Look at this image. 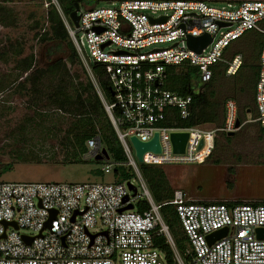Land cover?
<instances>
[{
    "label": "built area",
    "instance_id": "built-area-1",
    "mask_svg": "<svg viewBox=\"0 0 264 264\" xmlns=\"http://www.w3.org/2000/svg\"><path fill=\"white\" fill-rule=\"evenodd\" d=\"M42 1L59 12L133 178L85 183L0 181V264H264V239L255 235L257 228H264V204H202L181 191L174 192L171 201L156 204L129 143L131 136L146 142L157 132L161 153L145 154L142 164H197L214 150L217 133L236 132L246 123L264 129V45L255 85V115L239 128H235L238 106L234 100L225 101L222 123L216 126L208 96L179 95L166 89L167 68H196L202 83L211 80L216 64L225 66V76L235 75L243 57L229 49L249 31L264 33V1H219L215 6L202 0H79L77 27L63 15L59 0ZM202 35H209L211 42L197 53L188 47V38ZM96 65L103 69L112 102L101 92L93 72ZM198 95L209 103L212 130L205 129L204 114L203 128L196 126ZM175 117L188 122L187 127L164 125ZM172 132L188 133L183 154L172 152ZM86 145L85 158L100 154L96 139L87 140ZM105 162L101 171L111 175L114 164ZM128 183L136 188L135 195ZM139 201L148 208L137 211ZM128 204L133 209L119 212ZM164 205L174 207L185 237L182 249L161 216ZM3 222L13 223L16 229L13 225L4 229ZM224 228L226 236L209 245L207 236ZM158 237L165 239L169 257L155 246Z\"/></svg>",
    "mask_w": 264,
    "mask_h": 264
},
{
    "label": "trees",
    "instance_id": "trees-1",
    "mask_svg": "<svg viewBox=\"0 0 264 264\" xmlns=\"http://www.w3.org/2000/svg\"><path fill=\"white\" fill-rule=\"evenodd\" d=\"M78 1L79 0H59L61 12L65 17H68L74 10V3ZM202 1L212 3L216 2L213 0ZM43 14L42 25L37 24L38 32L35 34L36 39L40 42V44L53 43L48 48L49 59L52 55H55L56 52H64L67 55L65 58H59L54 62L50 60L48 65L45 67L37 66L32 56L24 57L20 61L18 60L15 69L19 70L21 74L19 79H23L16 86V88L19 86L22 87L26 83L29 84L28 89L30 90V94L35 98L33 104L38 106L39 103H41V97L39 96L42 94L41 91L44 88V84L42 82L44 80H48L53 83L50 96L47 98L49 105L48 111L54 113L56 120L59 119L64 121L63 123L65 126L63 127H65V129L63 130L58 128L56 123L53 122L50 125L46 124V122L43 121L44 118L47 117L44 112H38L37 116L42 120L39 119L40 121L38 124L32 125V127H34V130H37L38 133L45 139H57L59 136L58 134L61 133L62 135L58 138L60 152L59 149L55 151L54 149L46 150L45 148H41V151L32 150L30 152H26V155L17 150L14 152V159L16 162L5 165L0 171V176L3 173L12 170L13 165L25 162H48L72 165L85 163L88 159H91L96 164L106 163L105 161H95L92 158H85V155L88 153L86 142L87 140L94 138L100 143L101 148H104L108 153L110 157L109 162L114 164L112 174L110 175L112 181L123 182L132 179V170L125 165L126 158L114 128L111 125L94 86L89 81L85 70L82 68L78 54L69 39L59 12L53 5H49L44 10ZM5 23L6 22L2 19L0 20L1 25L6 26ZM42 26H44V28ZM262 28L264 29V20L262 22ZM238 40L240 41L238 42L237 47H235L236 52H234V54H241L243 57V63L233 76H225V66L223 64H216L212 67V78L207 83H202L200 81L196 68L189 67L183 74L177 73L176 68L174 67L167 68L166 70L170 76L166 89L170 92L179 95L202 93L210 98L212 103L211 115L216 126H220L222 123L224 103L228 99H232L236 102L240 123L243 121L241 114L242 107L246 112V110L250 108L249 105L252 104L249 111L254 113V93L259 71L260 50L264 45V33L249 31ZM238 40H236V42ZM20 54L21 50H19V52L15 55L20 56ZM73 66H78L80 72L84 75L85 82H82L77 74H71L70 68ZM93 72L98 80V84L104 98L107 102H112L109 83L105 78L102 67L100 65L94 66ZM225 77L229 78L228 80L230 81V83L227 82L226 84V90H228L232 96L230 98L220 100V80ZM9 86H5V84L0 81V93L7 90ZM241 97L244 101H246L245 103H248L249 105L244 106V104H240L242 103ZM195 100L203 103L204 109L202 117L204 114L205 125H213L212 122H209V103L207 99L202 95H198L195 97ZM253 124L259 128L262 134H264L263 128H260L256 123ZM164 125L185 128L187 127L188 122L178 121L175 117L170 119L168 122H165ZM22 130L24 131V129ZM218 135L226 136L228 140L231 139V137H228L226 134L217 133L214 140V148L217 145L216 140ZM57 155H61V157L57 158ZM138 167L153 201L156 204H163L171 201L174 192L170 188L167 178L161 168L155 165L147 164H141ZM98 176H104L101 170L98 171ZM201 203H224L227 205L235 204L231 202ZM236 203L259 205L264 204V201ZM135 207L137 211L142 212L148 208V205L145 201H139L136 203ZM160 213L164 222L168 225L178 248L182 249L185 244V237L180 230L174 207L172 205H164L161 207ZM154 242L158 249L164 252L168 257L170 256L169 247L163 237L156 238Z\"/></svg>",
    "mask_w": 264,
    "mask_h": 264
},
{
    "label": "rangeland",
    "instance_id": "rangeland-1",
    "mask_svg": "<svg viewBox=\"0 0 264 264\" xmlns=\"http://www.w3.org/2000/svg\"><path fill=\"white\" fill-rule=\"evenodd\" d=\"M217 6L223 2H245L264 0H213ZM83 6L93 7L92 3ZM104 7V5H102ZM45 3L42 0H0V81L9 86L0 93V171L7 164L15 163L14 152L26 154L30 151H41L59 147L58 138H43L32 125L41 119L38 112H44L47 117L43 121L50 125L56 123L60 129H65L64 121L56 120L54 113L48 111L47 98L50 96L53 83L44 80L41 91V103L34 105L35 98L30 94L29 84L16 86L23 78L16 63L24 57L32 56L36 65L45 67L49 61L65 58L66 53L56 52L48 58V48L53 43L40 44L35 37L38 32L37 24L42 25ZM39 25V26H40ZM44 25V24H43ZM44 28V26H42ZM241 40V39H240ZM235 41L229 49L236 52L238 42ZM21 50L20 56L17 52ZM82 68L84 69L83 65ZM71 74H77L82 82L84 75L78 66L70 68ZM177 73L186 70L178 69ZM229 78L220 80L219 99L230 98L231 93L226 90ZM51 86V87H50ZM2 100V101H1ZM244 106L245 103L241 97ZM34 105V106H33ZM250 108L252 106L249 105ZM242 107V120H250L254 113H247ZM3 112V113H2ZM42 120V119H41ZM206 130L213 129V125H204ZM52 127V126H51ZM24 129V131L22 130ZM56 134V133H55ZM217 145L210 158L197 164H164L158 167L164 172L168 184L173 192L181 191L191 200L202 202H256L264 201V134L253 123L244 124L237 130L230 140L226 136L218 135ZM61 155H57L60 158ZM215 161H218L216 163ZM220 162V163H219ZM105 163L96 164L91 159L85 163L66 165L62 163H18L12 170L3 173L0 181L28 182V183H85L111 182L110 175L98 176V171Z\"/></svg>",
    "mask_w": 264,
    "mask_h": 264
},
{
    "label": "water",
    "instance_id": "water-1",
    "mask_svg": "<svg viewBox=\"0 0 264 264\" xmlns=\"http://www.w3.org/2000/svg\"><path fill=\"white\" fill-rule=\"evenodd\" d=\"M77 11H78V5L77 3H74V10L69 14L68 19L70 22L77 27L78 26V19L79 17L77 16ZM162 21L164 19H161ZM221 26V25H220ZM211 42V37L209 35H202L199 37H189L188 38V47L192 49L193 51L200 53L202 49H204L209 43ZM103 45L102 47H104ZM247 113H250L248 110ZM203 117H202V106L200 103L196 105V126L200 129L203 128ZM240 127V121L239 119L235 123V128ZM235 132H230L227 133V136H233ZM188 139V133L187 132H172L170 134V142L172 146V152L174 154H183L185 151V146L186 142ZM129 143L133 149L134 156L139 164L143 163V156L147 153H152V154H160L161 153V146L159 142V134L156 132L154 133L153 137L146 141L142 142L139 141L136 137L131 136L129 138ZM100 146V143H99ZM202 146V140L200 141L199 148ZM110 157L106 150L104 148L100 149V154L94 157L95 161H109ZM128 188L133 192V195L136 194V188L131 185L130 183L127 184ZM127 198L123 200V202H126ZM133 209L132 204H128L127 206L119 209V212L126 211V210H131ZM73 220V219H72ZM4 229H6L7 226L13 225L16 229V226L11 223H2ZM46 227H49V222L46 223ZM227 234V229H221L218 231H215L211 233L210 235L207 236V242L209 245L213 244L215 241L222 239L226 236ZM255 235L258 239H264V228H257L255 230ZM4 237V235H3ZM25 243H30L31 239H28L27 237L23 236L22 237Z\"/></svg>",
    "mask_w": 264,
    "mask_h": 264
},
{
    "label": "flooded vegetation",
    "instance_id": "flooded-vegetation-1",
    "mask_svg": "<svg viewBox=\"0 0 264 264\" xmlns=\"http://www.w3.org/2000/svg\"><path fill=\"white\" fill-rule=\"evenodd\" d=\"M228 137H231V138H232V136H228ZM213 151H214V150H213ZM213 151H212V153H213ZM212 153L210 154V156H209L208 158L211 157ZM215 162L218 163V161H215ZM219 163H220V162H219ZM229 202H231V203H236V202H242V201H229Z\"/></svg>",
    "mask_w": 264,
    "mask_h": 264
},
{
    "label": "crops",
    "instance_id": "crops-1",
    "mask_svg": "<svg viewBox=\"0 0 264 264\" xmlns=\"http://www.w3.org/2000/svg\"><path fill=\"white\" fill-rule=\"evenodd\" d=\"M184 195H185V194H184ZM185 197L188 198L186 195H185ZM188 199H192V198L189 197Z\"/></svg>",
    "mask_w": 264,
    "mask_h": 264
},
{
    "label": "bare ground",
    "instance_id": "bare-ground-1",
    "mask_svg": "<svg viewBox=\"0 0 264 264\" xmlns=\"http://www.w3.org/2000/svg\"><path fill=\"white\" fill-rule=\"evenodd\" d=\"M212 130V129H211Z\"/></svg>",
    "mask_w": 264,
    "mask_h": 264
}]
</instances>
